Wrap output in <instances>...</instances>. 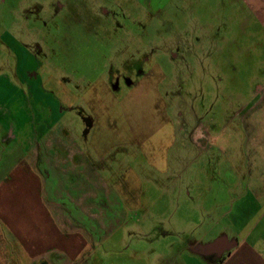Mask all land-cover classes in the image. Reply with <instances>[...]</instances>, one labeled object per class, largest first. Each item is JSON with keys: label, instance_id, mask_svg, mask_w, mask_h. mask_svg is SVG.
<instances>
[{"label": "rangeland", "instance_id": "rangeland-1", "mask_svg": "<svg viewBox=\"0 0 264 264\" xmlns=\"http://www.w3.org/2000/svg\"><path fill=\"white\" fill-rule=\"evenodd\" d=\"M213 2L0 0V113L6 111L8 122L9 111L15 123L13 136L0 123V155L9 143L32 148L37 161L32 169L41 173L44 199L62 210L72 209L68 202L74 196L84 198L86 210H135L144 224L151 210H194V199H171L167 191L178 175L175 147L180 139L202 149L208 139L202 127H227L230 122L205 104L211 92L205 87L199 94L198 69L193 67L184 82L179 44L205 26L216 28L210 22L201 28L196 18L198 8L219 10ZM245 24L248 29L250 23ZM243 25L241 20L229 24L232 29ZM6 36L12 38L10 46L4 44ZM173 44L179 47L171 57L166 51ZM17 51L26 53L22 67L31 58L37 65L17 72ZM26 83H33L32 90ZM83 115L95 125L94 134L83 133ZM57 121L60 131L55 134L51 127ZM176 128L180 135H174ZM54 138L61 148L48 150ZM74 146L89 163L86 181L75 186L69 182ZM164 154L170 161L166 166ZM263 207L264 199L250 200L251 221ZM130 218L124 221L130 223Z\"/></svg>", "mask_w": 264, "mask_h": 264}, {"label": "crops", "instance_id": "crops-1", "mask_svg": "<svg viewBox=\"0 0 264 264\" xmlns=\"http://www.w3.org/2000/svg\"><path fill=\"white\" fill-rule=\"evenodd\" d=\"M213 1L219 10L198 8L196 18L201 28L207 22L216 28L205 26L179 44L184 82L193 67L198 69L199 94L205 87L211 92L205 104L230 122L202 127L208 136L202 149L192 140L191 146L180 139L178 147L171 146L173 157L179 154V168L177 180L167 187L169 197L194 199V210H151L146 224L135 210H86L82 196L70 197L72 209L62 210L44 199L41 173L32 169L37 162L32 148L9 143L0 155V264H264V210L253 221L249 210L251 199H264V0H238V6ZM102 12L98 7L97 14ZM240 20L242 28L229 26ZM11 39L6 36L4 44L10 46ZM179 46L170 45L166 53L172 57ZM24 53H15L17 72L37 65L31 58L22 67ZM26 85L30 90L34 86ZM5 112L0 113L1 129L13 136L12 115L7 111L5 122ZM81 121L83 133L94 134L91 119L83 115ZM56 124L51 129L58 134ZM179 132L176 128L174 135ZM50 147L57 150L61 142L54 138ZM70 150L75 159L69 182L75 186L86 181L89 163L77 147ZM164 160L166 166L165 154ZM128 215L130 223L124 221Z\"/></svg>", "mask_w": 264, "mask_h": 264}]
</instances>
